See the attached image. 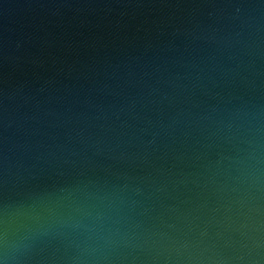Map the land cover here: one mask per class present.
Returning a JSON list of instances; mask_svg holds the SVG:
<instances>
[{"label":"water","instance_id":"1","mask_svg":"<svg viewBox=\"0 0 264 264\" xmlns=\"http://www.w3.org/2000/svg\"><path fill=\"white\" fill-rule=\"evenodd\" d=\"M0 264H264V0H0Z\"/></svg>","mask_w":264,"mask_h":264}]
</instances>
